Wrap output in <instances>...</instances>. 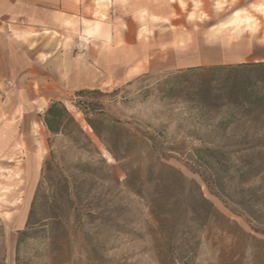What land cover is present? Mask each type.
Segmentation results:
<instances>
[{"label": "rangeland", "instance_id": "1", "mask_svg": "<svg viewBox=\"0 0 264 264\" xmlns=\"http://www.w3.org/2000/svg\"><path fill=\"white\" fill-rule=\"evenodd\" d=\"M120 1L102 17L86 5L79 35L70 22L62 37L36 36L47 72L0 78V264H16L22 231L18 264H264V144L248 124L264 119L208 109V92L188 88L208 73L179 75L264 63V0ZM52 101L88 142L47 133ZM94 111L103 141L85 122ZM204 149L221 152L199 153L208 188L190 170Z\"/></svg>", "mask_w": 264, "mask_h": 264}, {"label": "trees", "instance_id": "2", "mask_svg": "<svg viewBox=\"0 0 264 264\" xmlns=\"http://www.w3.org/2000/svg\"><path fill=\"white\" fill-rule=\"evenodd\" d=\"M208 73L207 82L204 81L198 85L190 84L188 88H193L197 91L208 92V109L222 108L227 111L239 113L242 118L257 117L264 119V76H253L259 72L264 73V63H247L238 64L235 66H214L204 68H191L185 72H180L179 75ZM87 93L84 91L77 92L76 94ZM218 94V95H217ZM76 108L85 116L88 111L84 107L76 106ZM95 119L90 120L86 117L85 122L92 130L95 136L103 141V137L100 131L94 126L93 122H104L103 115L100 112L90 113ZM41 122L50 136L63 135L73 144L79 146L83 141L88 139L79 125L75 122L71 114L66 108L58 101L50 102L41 115ZM255 121H248V124L253 123V127L257 133L262 134L261 142L264 144V121L254 123ZM249 126V125H248ZM251 128V126H249ZM149 149L156 151V145L153 139H148ZM90 143V142H89ZM110 155L118 160L115 155L108 149ZM199 153L205 155H214L215 153L221 154V152H215L209 149L193 150L191 153L195 163H198V167L202 169L198 173V169L190 167L192 172L199 175L201 181L208 188V165L205 162L201 163ZM31 215V212H30ZM30 216L28 217V220ZM26 235L25 232H19L16 240L15 247V262L18 264L20 242Z\"/></svg>", "mask_w": 264, "mask_h": 264}, {"label": "crops", "instance_id": "3", "mask_svg": "<svg viewBox=\"0 0 264 264\" xmlns=\"http://www.w3.org/2000/svg\"><path fill=\"white\" fill-rule=\"evenodd\" d=\"M94 1H97L96 9L100 17H102L101 12L109 16L111 13L123 11L120 0H90L92 4ZM90 2L87 0H0V78L7 79L21 75H27L29 78L36 77L38 66L46 71L47 64L40 66L39 63L49 61L48 48L43 43L37 42L36 36L53 33L62 37L68 31L70 22L77 24V35H79L82 31L79 20H83L81 15L84 14L86 5L90 6ZM7 29H11L12 34H7ZM25 33L35 37L34 45L30 46L28 51L24 49L19 39L21 38L19 36ZM38 55H44L43 59H40Z\"/></svg>", "mask_w": 264, "mask_h": 264}, {"label": "bare ground", "instance_id": "4", "mask_svg": "<svg viewBox=\"0 0 264 264\" xmlns=\"http://www.w3.org/2000/svg\"><path fill=\"white\" fill-rule=\"evenodd\" d=\"M261 15L264 16V4L259 8L258 11ZM244 25L246 26V28L249 31H255L258 27V20L255 18L249 19V18H245L243 20ZM239 24H242V20L241 21H237V24H230L227 26H224L223 29L221 30V32L223 33V37L225 39H227L228 41L230 40H236V36H237V29H239ZM226 42V41H225ZM230 44V43H229Z\"/></svg>", "mask_w": 264, "mask_h": 264}, {"label": "built area", "instance_id": "5", "mask_svg": "<svg viewBox=\"0 0 264 264\" xmlns=\"http://www.w3.org/2000/svg\"><path fill=\"white\" fill-rule=\"evenodd\" d=\"M7 32H8L9 34H11V33H12V30H11V29H7Z\"/></svg>", "mask_w": 264, "mask_h": 264}]
</instances>
